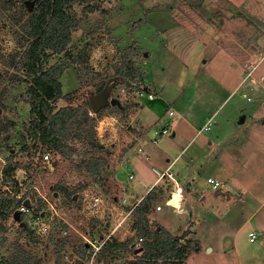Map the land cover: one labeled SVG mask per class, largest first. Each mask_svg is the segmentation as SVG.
Here are the masks:
<instances>
[{
	"label": "rangeland",
	"instance_id": "rangeland-1",
	"mask_svg": "<svg viewBox=\"0 0 264 264\" xmlns=\"http://www.w3.org/2000/svg\"><path fill=\"white\" fill-rule=\"evenodd\" d=\"M90 3L94 5L87 10ZM24 4L25 0H14L7 10L0 0V123L7 126L0 135V184L6 158L11 150L19 151L29 119L28 84L16 76L23 48L15 21L22 17ZM72 12L78 23L68 47L73 58L61 77L69 99L61 98L57 107L81 103L99 91L98 84L116 77L111 97L119 98L126 109L113 115L106 109L101 116L91 112L99 115L97 137L106 147L95 153L103 158L100 176L95 178L85 168L90 154L61 161L55 171L50 164L45 176L35 174L36 187L26 190L32 204L22 213L26 225L13 215L0 219V264H91L95 248L89 240L98 244L104 239L116 204L118 209H127L123 197L128 182L136 185L135 194L140 197L149 184L160 182L153 168L163 172L175 158L173 170L183 161L190 162L177 178L184 193L200 196L207 188L213 196L217 189L222 192L219 208L217 204L205 207L199 218L185 221L175 232L189 231L201 244V250L190 254L184 264H264V87L255 86L249 76L256 68L264 79V0H82ZM131 44L139 53L135 59L138 73L124 86L116 71ZM63 55H53L46 66ZM146 87L154 93L153 99L139 95ZM170 109L175 114L170 115ZM209 118L212 129L201 130ZM163 126L169 132L154 143L155 130ZM174 130L177 133L172 137ZM138 132L146 134L143 146L150 158L134 162V178L128 172L129 180L119 182L115 171L122 166L125 148L134 144L130 134ZM7 134L11 139L6 144L3 137ZM213 138L217 144L211 146ZM167 157L171 158L168 162ZM189 168L194 175H189ZM18 175L23 179L25 170L19 169ZM209 175L224 187L208 182ZM234 177L242 178V184L235 185L240 189L235 197L239 200L245 195L244 205L226 203L231 194L228 189L237 183L232 182ZM56 182L65 188L61 190ZM180 183L174 188L166 178L156 186L159 198L151 209L153 224L158 219L169 230L182 219L172 214L167 199L179 207L176 213L188 212L189 208L182 207L184 194L172 191ZM74 190L73 200L68 192ZM96 195L100 200L93 205ZM157 205L163 210L157 211ZM35 208L40 211L36 213ZM39 213L43 221L50 220L46 231L35 218ZM168 214L173 216L172 223ZM248 216L249 221L240 227ZM129 217L114 237L124 240L136 233ZM250 230L256 232L255 240L250 239ZM83 243L90 246L85 253ZM97 251L93 264H120L133 257L128 250L120 251L118 258H110L103 247Z\"/></svg>",
	"mask_w": 264,
	"mask_h": 264
},
{
	"label": "trees",
	"instance_id": "trees-1",
	"mask_svg": "<svg viewBox=\"0 0 264 264\" xmlns=\"http://www.w3.org/2000/svg\"><path fill=\"white\" fill-rule=\"evenodd\" d=\"M2 1L5 3V9L13 7L14 0ZM25 1L23 15L15 21L19 24L18 41L23 48L16 62V76L20 82L28 84L25 100L30 105L29 119L25 125L26 132L21 135L19 151L11 150L2 167L0 219H8L23 205L27 199L26 190L37 185L35 174L45 176L50 164L54 166L55 171L61 161L69 160L75 155L86 157L90 154V157L86 158L85 168L95 178L100 176L103 158L95 153L106 148L97 137L96 125L99 115L91 114L93 109L90 97L77 105L69 103L57 107L58 100L69 97L63 92L61 77L69 67L71 57L73 58L68 47L73 32L78 28L72 9L82 0ZM29 3H32L31 8ZM93 5L90 3L87 10H91ZM59 54H64V57L46 66L53 55ZM138 54L135 44L128 45L121 63L117 66L116 76L124 86L129 85L138 73L135 64ZM106 84L107 81L98 84V92L103 90ZM103 109L112 115L121 114L126 106L123 103L108 105L97 114L101 116ZM6 130L7 126L0 123V135ZM10 139L9 134L3 137L6 144ZM46 153H49L47 160L44 159ZM19 169L26 172L23 179L18 175ZM97 180L102 182L101 178ZM55 184L61 190L65 188L63 183ZM75 191L77 193V190L68 192L73 200ZM158 198V190L153 188L133 210L132 220L136 233L132 237L124 240L112 237L103 244L102 247L110 258L121 257L119 252L128 250L133 257L120 264H184L190 254L201 249L197 240L186 237L189 231L177 234L159 222H151L149 213ZM27 207H32L31 202ZM39 211V208H35L36 213ZM139 237H142L141 246L134 248L132 244L135 238ZM89 247L87 243H83V253Z\"/></svg>",
	"mask_w": 264,
	"mask_h": 264
},
{
	"label": "crops",
	"instance_id": "crops-1",
	"mask_svg": "<svg viewBox=\"0 0 264 264\" xmlns=\"http://www.w3.org/2000/svg\"><path fill=\"white\" fill-rule=\"evenodd\" d=\"M193 10H194V6H193ZM202 20H205V18L202 16ZM232 36V35H231ZM237 41V40H236ZM238 42V41H237ZM238 44H240L239 42H238ZM241 45V44H240ZM241 47H242V45H241ZM246 49V48H245ZM248 64V63H247ZM153 99V98H152ZM252 99V98H251ZM170 110H172V109H170ZM245 122V119L241 122V123H244ZM206 123V122H205ZM205 125V124H204ZM213 125V124H212ZM140 126H142V124L140 123ZM212 129V128H211ZM202 130V129H201ZM145 133V132H144ZM144 133H136V134H134V133H131L130 134V139L132 140V141H134V144H132L130 147H126L125 148V150H126V152H125V154H124V156L122 157V161H121V168L120 169H118V170H116L115 171V176H116V178H117V181H119V182H123V181H125V180H127L128 179V172H132L133 173V171H131V167L133 166V164H134V162H136V161H139V162H142V163H144L145 162V160H146V156H149L148 155V153L149 152H147L146 150H145V146H143V141L145 140V138H146V134H144ZM176 131L174 130L173 132H172V134H171V136L173 137V136H175L176 135ZM214 138H216L217 140L219 139V136H214ZM214 138L213 139H211L210 141H209V143L211 144V146H214L215 144H217V141L216 140H214ZM219 145V144H218ZM139 147H142L143 148V151H139ZM165 151H166V149H165ZM150 154V153H149ZM149 158H150V156H149ZM170 157H167L166 158V161L168 162V161H170ZM193 158H189V161L190 160H192ZM175 160H176V158H175ZM175 160H173L169 165H167L165 168H164V170L163 171H165V170H167V169H170L175 175H176V179L179 177V175H181L182 174V170L184 171V169H186L187 170V168H188V164L190 163V162H188V161H183L182 162V164H181V166H180V168H178V169H174L173 170V164H174V161ZM219 166H221V165H219ZM155 168V167H154ZM153 168V169H154ZM126 169V172H124V170ZM157 169V168H156ZM159 170V169H158ZM160 171V170H159ZM189 175H191V174H193L194 175V169L193 168H189ZM119 173H121V175H122V177L120 178L118 175H119ZM134 176H135V174H134ZM193 176H191V178H192ZM209 177H212V178H214L213 177V175L211 176V175H209L208 176V178ZM194 178V177H193ZM207 178V179H208ZM225 178H222V180H224ZM129 180V179H128ZM166 180V178L165 179H161L160 180V182L159 183H155V182H152L151 184H149L148 185V187H147V189H146V191L140 196V197H138V194H135L136 193V189H135V187H136V185H133V184H129V182H128V190L126 189L125 191H124V193H125V196L123 197V198H128V200L129 201H131V202H134L135 200H137V199H142L148 192H150L153 188H156V186H159L158 184H160V185H162L163 183H164V181ZM217 180V179H216ZM233 180L234 181H237V183H235L234 184V186L232 187V189H228L230 192H231V194H228V197H227V199L228 200H226L227 202V204L229 205V206H232V205H234V203H237V204H245V202H246V197H245V195H242V196H240V199L238 200L236 197H235V194L237 193V192H240L239 190L240 189H236L235 188V185L236 186H239V185H241L242 184V178H239V177H234L233 179H232V182H233ZM218 181H220V180H218ZM224 181H226V180H224ZM140 182V181H139ZM209 182V181H208ZM221 182V181H220ZM177 183H180L178 180H177ZM211 183V182H210ZM222 183V185H221V187L220 188H222V187H224V183L223 182H221ZM181 185H182V183H180ZM147 186V185H146ZM173 187H175V185H174V183H173ZM131 188L132 189H134L135 191H133V190H131ZM182 190H183V193L182 192H179L180 193V195L182 196V194H184V196H183V198H184V201H183V205H182V207L184 206L185 208H189V210H188V212H186V213H184V214H182V213H176L175 212V209H178L179 207H174L173 205H171V204H167V203H165L166 204V206H170V208H171V210H172V214H174V215H176L177 217H180V216H183L182 217V219H180L179 218V222L178 223H176L175 221L173 222V216H171V215H169L168 214V216L171 218V223L173 222V227H171V229H169L171 232H179L180 231V229H181V227L182 226H184L185 225V221H189V220H196L197 218H199L200 216H199V213L201 212L202 213V209H204L205 207H207V209H210L209 208V206L211 207V205L212 204H217V207L219 208L220 207V202H219V198L221 197V190L220 189H217V190H215V196H213L212 195V192H210L209 190H208V188L207 189H205L204 191H202L203 193H201L200 194V196H198L197 194H191L190 192H188L187 194L186 193H184V188H183V185H182ZM174 193L175 192H177V190L175 189L174 190V188H173V190H172ZM192 191V190H191ZM193 193H195L194 191H192ZM172 193V192H171ZM171 196V195H170ZM204 197H206L207 198V200H203V198ZM135 199V200H132V199ZM181 199H182V197H180ZM213 200V201H212ZM237 200V201H236ZM217 202V203H215V202ZM117 205V204H116ZM116 205H115V208H116V211L115 210H113V215H112V224L110 225V227H109V229H108V232L110 231V230H112V228H113V226L115 225L114 223L117 221V219H118V215L120 216L121 215V212L123 211V210H125V208H117L116 207ZM188 205V206H187ZM153 209V208H152ZM161 211V210H163L162 208L161 209H157V211ZM157 211H155V213L157 212ZM114 212H115V214H114ZM226 212H228V210H226L225 211V213ZM167 213H169V212H167ZM151 214H152V211H150V213H149V216L151 217ZM132 215V214H131ZM196 216V217H195ZM121 217H122V215H121ZM154 217H155V219H157V216H156V214L154 215ZM194 217V218H193ZM249 219H250V216H248V217H246L244 220H243V222L241 223V226L240 227H242L243 225H245L248 221H249ZM128 220V219H127ZM131 220H132V217L130 216L129 217V222L131 223ZM157 221L159 222V223H161V224H163L161 221H159L158 219H157ZM128 222V223H129ZM170 222H169V224H170ZM124 223L125 222H123V226H124ZM121 225V226H122ZM164 225V224H163ZM196 225V224H195ZM121 226H119L118 228H116L115 229V231H117ZM122 226V227H123ZM166 228H167V226L166 225H164ZM186 227V226H185ZM184 227V228H185ZM239 227V228H240ZM192 228H195L194 230H196V226L195 227H192ZM168 229V228H167ZM185 230H186V228H185ZM114 231V232H115ZM193 231V230H192ZM186 232V231H185ZM251 232H254V233H256L254 230H250L249 231V233H251ZM248 233V234H249ZM182 234V233H181ZM250 236V235H249ZM256 236H257V234H256ZM112 237H114V236H112ZM187 238H193V239H195L194 237H192V235L190 236V233H188V235L186 236ZM250 239H251V237H250ZM256 239V238H255ZM254 239V240H255ZM195 240H197V239H195ZM199 242V241H198ZM201 245V244H200ZM201 250V249H200ZM199 250V251H200ZM196 252H198V251H196ZM192 255V254H191ZM189 258V257H188Z\"/></svg>",
	"mask_w": 264,
	"mask_h": 264
},
{
	"label": "built area",
	"instance_id": "built-area-1",
	"mask_svg": "<svg viewBox=\"0 0 264 264\" xmlns=\"http://www.w3.org/2000/svg\"><path fill=\"white\" fill-rule=\"evenodd\" d=\"M249 76L252 78V81L256 83L255 86H258L259 84H261V86L264 87V79H262V77H260L259 74L256 73V68L249 71ZM139 93H140L139 95H141L143 97H145V96L147 97V95H148V97L150 99H152V98L155 97L154 93L151 92V91H149L148 88L143 89L142 92L139 91ZM244 96H246L248 100H251V96H249V95L247 96L246 93L244 94ZM169 114L170 115H173V114H175V112L173 110H170L169 111ZM211 128H212V118H209L206 121L205 125L203 126L202 130H210ZM168 132H169V129L166 126H163L161 129H156L155 130V135L152 138V141L154 143H158L159 142L160 135L161 134H164V133H168ZM139 151H143V148L142 147H139ZM146 157L149 158V156H146ZM44 159H46V160L49 159V153H46L44 155ZM154 171L157 174H159L158 179L161 180V179L167 178V179L171 180L174 183V185H175L174 188H176V185H177L176 175L170 169H167V170H165L163 172H160L155 167L154 168ZM129 178H134V173L130 172L129 173ZM208 181L211 182V183H215L216 185L217 184L222 185V183L220 181H218V180H216V179H214L212 177H209L208 178ZM99 200H100V197L98 195H96L94 197V200H93V205H97L99 203ZM141 200L142 199H137L134 202H131V201L129 202L128 198H123V203L126 204V205H128V207H127V209H125V210L122 211V219L120 221H116L114 223L115 225L113 226L112 230H110L107 233V235L104 237V239L100 243L96 244L93 241L89 240V243L91 245H93V247L95 248L94 249V254L92 255V258H91V264L94 263V258L96 257V255L98 253L97 250H99V248H102L103 244L107 240H110L112 238L115 229L118 228L119 226H121L123 224V221H125L126 219H128V217L132 214L133 210L137 207V205L139 204V202ZM166 203L169 204V199H167ZM161 208H162V205H157V209H161ZM19 209H21L22 210V213H23V212H26L28 210V207L25 204H23ZM35 218H36L37 222L41 224V226H40L41 229L43 231H46L48 229V222L50 220L48 219V220H44L43 221V218H44L43 213H39ZM249 235L251 237V240H254L256 238V233H254V232L249 233ZM141 241H142V237H139L138 239H136L133 242L132 246L134 248H139L141 246V244H140Z\"/></svg>",
	"mask_w": 264,
	"mask_h": 264
},
{
	"label": "water",
	"instance_id": "water-1",
	"mask_svg": "<svg viewBox=\"0 0 264 264\" xmlns=\"http://www.w3.org/2000/svg\"><path fill=\"white\" fill-rule=\"evenodd\" d=\"M30 8L32 7V3H29ZM116 82V77L113 80L110 78L108 83L105 85L104 89L100 92L93 94L90 96V103L94 112L99 111L100 109L108 106V105H115L121 104V101L117 97H111L113 86ZM147 88V87H146ZM243 119L240 120L242 122ZM120 178L122 177L121 173L118 175ZM26 206L30 204V200L26 199L24 203ZM13 217L20 222L22 226L26 225V222L22 218V210L17 209L13 213Z\"/></svg>",
	"mask_w": 264,
	"mask_h": 264
},
{
	"label": "bare ground",
	"instance_id": "bare-ground-1",
	"mask_svg": "<svg viewBox=\"0 0 264 264\" xmlns=\"http://www.w3.org/2000/svg\"><path fill=\"white\" fill-rule=\"evenodd\" d=\"M177 191H179V192H182L183 191L182 190V186L180 184H178V186H177Z\"/></svg>",
	"mask_w": 264,
	"mask_h": 264
}]
</instances>
